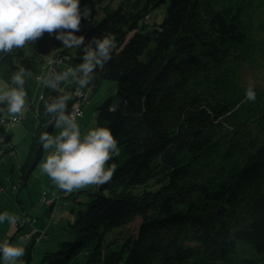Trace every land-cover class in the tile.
Wrapping results in <instances>:
<instances>
[{
    "label": "trees",
    "instance_id": "trees-1",
    "mask_svg": "<svg viewBox=\"0 0 264 264\" xmlns=\"http://www.w3.org/2000/svg\"><path fill=\"white\" fill-rule=\"evenodd\" d=\"M260 1L80 0L81 12L87 6L91 15L74 34L85 44L108 33L117 40L85 95L109 80L120 97L112 109L111 95L97 104L95 118V127L109 128L118 142L120 155L106 165L116 170L67 226L92 239L118 231L104 247L94 246L87 263L264 264V84L252 86L254 101L234 88L252 68L261 66L264 76V38L248 46L245 21ZM31 45L0 60V80L11 85L20 67L34 73ZM64 56L75 68L82 48L57 53ZM221 75L232 89L219 84ZM77 88L64 90L73 93L69 111L80 100ZM37 163L32 155L19 169L30 167L29 174Z\"/></svg>",
    "mask_w": 264,
    "mask_h": 264
},
{
    "label": "clouds",
    "instance_id": "clouds-1",
    "mask_svg": "<svg viewBox=\"0 0 264 264\" xmlns=\"http://www.w3.org/2000/svg\"><path fill=\"white\" fill-rule=\"evenodd\" d=\"M90 15L87 6L81 12L80 0H0V60L35 42L44 33L54 34L64 48H82V63L77 67H68L62 72L50 71L39 78L45 87L62 93L45 104V113L52 116L51 125L61 131L55 136L47 132L41 134L40 142L48 155L40 167L59 189L67 193L109 182L116 165H106L120 155L118 142L107 127H97L81 136L75 113L68 110L73 93L59 89L60 82L71 77L78 85L75 95L86 99L85 90L94 84L98 70L104 69L117 48L113 33L94 37L87 44L84 36L74 34L80 30L82 17L87 19ZM30 75L20 67L11 77V86L0 84V105H7L6 112L13 120L25 114V77ZM245 96L249 101L255 100L252 85ZM18 220L16 215L0 213V223L16 224ZM24 253V247L11 245L7 240L0 244V256L5 264H17Z\"/></svg>",
    "mask_w": 264,
    "mask_h": 264
},
{
    "label": "rangeland",
    "instance_id": "rangeland-1",
    "mask_svg": "<svg viewBox=\"0 0 264 264\" xmlns=\"http://www.w3.org/2000/svg\"><path fill=\"white\" fill-rule=\"evenodd\" d=\"M244 1L241 0V2ZM252 7L254 12L247 14L245 17L247 29L250 33L248 37L250 44L248 43V46L256 45L264 38V25H259L256 19L258 15L263 16L261 9H264V0H261L257 7ZM159 17L160 14L157 15L156 19ZM148 20H151V16L148 17ZM29 49V55L33 59L32 62L34 64L36 63V69L27 78L30 85V92L25 98L26 110L24 116L13 120L6 112L7 105H0V186H2L0 189V213L8 212L19 217L16 224H10L8 221L0 223V244L5 239H13L14 237L13 245L26 247L30 242H34L35 252L54 247L61 239L64 240L72 235L67 230L68 221L74 219L75 211L81 208V202L89 200L95 191L101 193L103 188L92 185L67 193L59 189L42 172L40 166L44 162L48 152L43 149L40 136L44 132L55 136L61 131V129L55 128L54 124L51 125L52 116L45 113V104L49 103L50 96L54 92L60 93V91H53L51 89L45 95L46 93H43V83L39 78L50 71L62 72L69 65L64 57H57V53L63 50V44L55 38L54 34L49 35L48 33H44L41 38L32 42ZM57 61L61 62L57 63ZM248 67L250 66H245L244 72L249 70ZM252 70L253 72H248L247 75L242 77V80L244 83L247 81L246 85L248 87L252 85L259 88L264 84V76H259V73L263 72V70L261 66L252 68ZM217 73L219 76L220 72ZM218 82L221 86H229V89L233 88L230 82L226 83L222 79L218 80ZM5 83L10 85V83L3 79L0 80V84ZM74 83L73 79L69 77L68 81L60 82L59 89H63V91L67 89L71 90ZM114 91V81L104 80L95 93L91 95L88 93L86 99L80 96V100L76 101L72 106V112L75 113L81 136L86 135L90 130L96 128L97 104L110 95L113 97L111 108H115L120 103V97L115 95ZM29 145H31L30 148ZM42 152L43 154L40 158L39 155ZM32 155L38 163L28 174L30 167L26 168L24 166L22 170L19 167L23 162L27 164ZM23 181H26V183H23ZM16 189H20V191H16ZM53 208H55V215L57 217L55 221L50 216ZM19 221L24 225L20 232L16 231V226L19 224ZM126 232L129 231L126 229ZM114 234H118V231L114 232ZM114 248L117 249V246ZM85 253L86 248L80 250L77 255H81L78 258L72 259L73 264H94L92 259L88 263L86 262ZM28 259L24 258V261L26 262ZM262 260L264 261V257ZM54 262L63 264L64 260L61 257ZM119 263L121 262L119 261ZM0 264H5L2 256H0ZM17 264L19 263L17 262Z\"/></svg>",
    "mask_w": 264,
    "mask_h": 264
},
{
    "label": "bare ground",
    "instance_id": "bare-ground-1",
    "mask_svg": "<svg viewBox=\"0 0 264 264\" xmlns=\"http://www.w3.org/2000/svg\"><path fill=\"white\" fill-rule=\"evenodd\" d=\"M241 74H244V73L241 72ZM245 75H247V74H245ZM220 78L224 79L227 82H230L227 79L226 75H221ZM246 84H247V81L245 83H237V86L235 85L234 88L237 89L238 91H240V90L245 91V88H247ZM97 107H98V105L96 106V108ZM23 183H26V181H23ZM1 188H2V186H0V189ZM16 191H20V189H16ZM52 210H53V212L50 216L53 218L54 215L56 214V211H55V208H53ZM23 227H24L23 223H20V221H19V224L16 226V231L20 232L23 229ZM62 233H64V232H62ZM70 233L72 235L65 238L64 240L61 239L59 242L56 243V245L54 247L45 248V249H42L41 251L38 250V251L34 252L35 244H34V242H30L29 244L32 245L31 253L27 250V245H29V244H27L26 247H24L25 253L20 258L18 263L19 264H57L58 262L55 263L54 261H46L47 255H54V258H57V259L62 257V259L64 260L63 264H73L72 259L78 258L81 254H79V255H77V254L80 252V250L85 249V248H86L85 255H86V260H87V258L90 257L91 250L94 248V246L96 244H100L102 247H104L108 242H110L112 240L111 238H112V235L114 234V231H108L107 233H104L103 231L94 232L96 235V237L94 239L91 238L90 235L92 233L90 234L89 231H87V232L86 231H82V232L70 231ZM106 234H108V235H106ZM5 240H7L12 245L14 244L13 243L14 237H13V239L7 238ZM79 242L85 244L84 248L79 249L78 251L72 253L71 248L74 246V244L79 243ZM192 245L196 246L195 243H192ZM14 246H19V245H14ZM73 255H77V256H73ZM25 256H27L29 258L26 262L24 261V258H23ZM68 256H69L70 261L67 263V261L65 259ZM260 257L263 259L264 253L261 254ZM120 262L121 263L118 262L116 264H125L124 259H122ZM218 263L219 262H217V264Z\"/></svg>",
    "mask_w": 264,
    "mask_h": 264
}]
</instances>
